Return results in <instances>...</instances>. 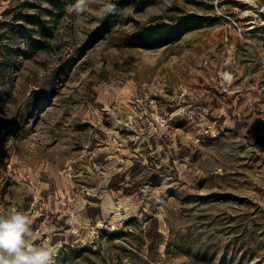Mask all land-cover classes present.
<instances>
[{
    "label": "rangeland",
    "instance_id": "374dc122",
    "mask_svg": "<svg viewBox=\"0 0 264 264\" xmlns=\"http://www.w3.org/2000/svg\"><path fill=\"white\" fill-rule=\"evenodd\" d=\"M74 2L0 0V210L54 264H264V0Z\"/></svg>",
    "mask_w": 264,
    "mask_h": 264
},
{
    "label": "clouds",
    "instance_id": "9594fccd",
    "mask_svg": "<svg viewBox=\"0 0 264 264\" xmlns=\"http://www.w3.org/2000/svg\"><path fill=\"white\" fill-rule=\"evenodd\" d=\"M88 5L89 0H75L66 10L75 13L79 20ZM115 8V4L108 0L99 11L107 15L113 13ZM32 223L24 211L15 208L0 210V264H54V250L47 245L34 243Z\"/></svg>",
    "mask_w": 264,
    "mask_h": 264
},
{
    "label": "trees",
    "instance_id": "16d2710c",
    "mask_svg": "<svg viewBox=\"0 0 264 264\" xmlns=\"http://www.w3.org/2000/svg\"><path fill=\"white\" fill-rule=\"evenodd\" d=\"M116 13H117V7L115 8V11L113 13L105 15L103 23L106 24L108 20L110 19V17H113ZM161 26L162 27L154 28L153 30L150 27L149 28L147 27V28H144V30H141V32L138 33L139 38L137 37V39H142V40L144 39V40L143 42H139V43L143 46H147L148 42H145V41H147V39L151 37V34L153 33L158 32L157 37H159V40L166 38V36L169 34L174 33L173 29H171V26H169L168 24H164ZM164 31L166 32V34Z\"/></svg>",
    "mask_w": 264,
    "mask_h": 264
},
{
    "label": "built area",
    "instance_id": "2783aa9c",
    "mask_svg": "<svg viewBox=\"0 0 264 264\" xmlns=\"http://www.w3.org/2000/svg\"><path fill=\"white\" fill-rule=\"evenodd\" d=\"M147 105H148V107H154V99H150V101L147 103ZM145 116H146V119H147V121L149 122V125H151L152 126V128L155 126L154 125V120H151V119H148V118H150V116H148L147 114H145ZM159 120V119H158ZM157 121V120H156ZM164 118H162L161 120H160V122H161V125H164Z\"/></svg>",
    "mask_w": 264,
    "mask_h": 264
},
{
    "label": "bare ground",
    "instance_id": "6f19581e",
    "mask_svg": "<svg viewBox=\"0 0 264 264\" xmlns=\"http://www.w3.org/2000/svg\"><path fill=\"white\" fill-rule=\"evenodd\" d=\"M225 76H226V78H227L228 80H230V74L226 73ZM123 101H124V100H123Z\"/></svg>",
    "mask_w": 264,
    "mask_h": 264
}]
</instances>
